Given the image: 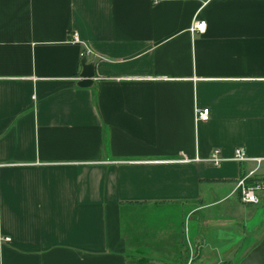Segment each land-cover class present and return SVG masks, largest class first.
Wrapping results in <instances>:
<instances>
[{
    "label": "crops",
    "instance_id": "1",
    "mask_svg": "<svg viewBox=\"0 0 264 264\" xmlns=\"http://www.w3.org/2000/svg\"><path fill=\"white\" fill-rule=\"evenodd\" d=\"M236 146L264 158V0H0V264H128L137 207H177L212 264L264 217L234 190L264 160Z\"/></svg>",
    "mask_w": 264,
    "mask_h": 264
},
{
    "label": "rangeland",
    "instance_id": "2",
    "mask_svg": "<svg viewBox=\"0 0 264 264\" xmlns=\"http://www.w3.org/2000/svg\"><path fill=\"white\" fill-rule=\"evenodd\" d=\"M260 194L264 198V190ZM226 206L227 203L223 202L209 206L206 211L222 213L225 211ZM176 208L169 207V210L165 212L164 208L137 207L130 217L125 215L128 218L125 223H128L127 225L131 229L125 232L126 239L129 242H127V254L131 261L128 264H188L189 261H195L197 256L190 258L188 255H190V248L198 245V241L195 242L198 236L193 237L191 229H188L186 223L187 217L180 214V211ZM247 223L255 226L249 232L244 231L239 241L233 242L234 244L228 249L229 252L220 254L216 250H210L212 264H225V262L237 264L239 259L264 235V217L261 216V207ZM215 227L212 226L214 229ZM204 228L207 229L202 227L201 230L205 231ZM237 229L241 230L242 228L239 225ZM217 236L221 238L218 233ZM198 238L202 242L201 237ZM207 238L210 239V237ZM231 239L236 240V237L233 236ZM212 241L215 243L214 240ZM222 247L223 245H220L218 248L224 252Z\"/></svg>",
    "mask_w": 264,
    "mask_h": 264
},
{
    "label": "built area",
    "instance_id": "3",
    "mask_svg": "<svg viewBox=\"0 0 264 264\" xmlns=\"http://www.w3.org/2000/svg\"><path fill=\"white\" fill-rule=\"evenodd\" d=\"M200 25H203V28L200 27ZM206 21L204 19L202 20H193V23L190 27L192 30H196L198 32H202L205 28ZM72 40H77L76 34L73 33ZM88 52H91L89 47L84 46L83 49L80 52V55H87ZM195 119L196 120H206L208 116V107H196L195 106ZM227 159L224 156L220 154V150L217 148H212L209 155L207 156L206 162H209L210 164L214 166L220 165L221 161ZM233 161H245V160H254L256 163L260 162L261 160H264V158H248L245 155L244 149L242 147L236 146L234 148V151L232 155L228 158ZM179 161H193L198 160L197 156H194L193 159L186 157L184 153H181L180 157L178 158ZM251 171H248L247 173L239 175L237 180L234 184V190L238 195V198L243 203H258L260 201V193L264 190V181H254L251 183L247 182V179L250 178ZM9 237H3V240L8 241Z\"/></svg>",
    "mask_w": 264,
    "mask_h": 264
},
{
    "label": "water",
    "instance_id": "4",
    "mask_svg": "<svg viewBox=\"0 0 264 264\" xmlns=\"http://www.w3.org/2000/svg\"><path fill=\"white\" fill-rule=\"evenodd\" d=\"M98 57L94 55L87 61V55L80 59V72L76 83L81 87H88L92 84L94 77V63ZM237 264H264V235L245 253Z\"/></svg>",
    "mask_w": 264,
    "mask_h": 264
},
{
    "label": "trees",
    "instance_id": "5",
    "mask_svg": "<svg viewBox=\"0 0 264 264\" xmlns=\"http://www.w3.org/2000/svg\"><path fill=\"white\" fill-rule=\"evenodd\" d=\"M254 181H264V179L263 178L253 177V176H251L250 178L247 179L248 183H251V182H254ZM225 264H229V263L225 262Z\"/></svg>",
    "mask_w": 264,
    "mask_h": 264
},
{
    "label": "snow or ice",
    "instance_id": "6",
    "mask_svg": "<svg viewBox=\"0 0 264 264\" xmlns=\"http://www.w3.org/2000/svg\"><path fill=\"white\" fill-rule=\"evenodd\" d=\"M201 28H203V25H200Z\"/></svg>",
    "mask_w": 264,
    "mask_h": 264
}]
</instances>
